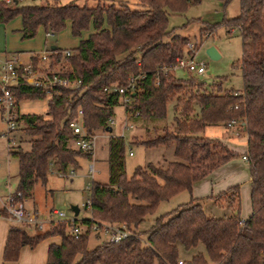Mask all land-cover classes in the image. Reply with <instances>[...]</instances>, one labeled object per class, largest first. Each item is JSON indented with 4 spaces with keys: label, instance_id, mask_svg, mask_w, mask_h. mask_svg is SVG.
Instances as JSON below:
<instances>
[{
    "label": "trees",
    "instance_id": "trees-1",
    "mask_svg": "<svg viewBox=\"0 0 264 264\" xmlns=\"http://www.w3.org/2000/svg\"><path fill=\"white\" fill-rule=\"evenodd\" d=\"M136 1L143 8L56 2L9 6L0 0V23L19 16L22 38L34 37L39 27L45 33L61 32L67 22L71 35L79 38L76 47L67 49L68 55L56 47L51 61L52 69L61 63V74L79 79V87H57L50 96L23 81L12 87L14 106L22 100L48 97L46 117L24 115L27 138L20 137L19 142L26 141L29 149L18 145L8 151L18 162L14 191L20 195L18 199L31 198L38 181L46 183L51 164L66 173L69 166L77 164V157L90 158L71 147L75 135L68 122L81 109L87 133L108 132L107 121L116 114L122 97L103 88L124 86L130 76L136 77L137 86L131 95L132 110L139 114L134 122L146 132L144 139L133 143L147 149L163 148L172 155L138 165L127 176L125 139L110 134L106 156L109 180L91 181L86 203L90 218L75 220L81 232L73 234L71 224L65 221L34 235L12 226L3 259L15 261L23 246L34 247L45 238L59 236V244L48 246L45 264H175L180 258L179 244L186 250L198 245L204 248L187 264H264V0H239L238 15L215 23L201 21L199 28V38L213 36L221 26L228 32L238 29L242 39L240 91L223 89L220 83L206 85L189 74L178 77L161 71L163 65L175 64L190 39L174 29L167 30L169 15L182 14L202 0ZM32 63H37V57ZM169 105L172 118L167 120ZM231 120L247 138L244 157L250 170V216L240 218L239 188L234 185L212 196L216 202H226L231 215L208 216L192 198L156 218L142 240L136 231L138 225L160 202L183 191L191 193L194 182L238 156L222 140L204 136L205 126L226 125ZM0 215L7 216L4 208ZM93 222L124 224L131 234L117 242L103 240L90 248Z\"/></svg>",
    "mask_w": 264,
    "mask_h": 264
},
{
    "label": "rangeland",
    "instance_id": "rangeland-1",
    "mask_svg": "<svg viewBox=\"0 0 264 264\" xmlns=\"http://www.w3.org/2000/svg\"><path fill=\"white\" fill-rule=\"evenodd\" d=\"M46 2H56L59 5L76 4L78 6L87 7H94L98 4L105 7L111 4L115 6H120L122 4L129 6L131 9L143 8L136 0H19L14 6H34L42 5ZM238 13L239 0H230L227 3L219 0H202L198 4L189 6L182 14L169 15L167 30L174 29L178 34L188 36L190 38L188 43L191 42L195 45V53L190 52L189 54L185 45L184 54L191 56L194 55L193 58L195 62L205 65V72L203 74H189V76H193L198 82H203L206 85L220 83L223 89H234L237 91L243 89L240 68L242 39L238 29H233L231 32H228L224 26H221L213 36L210 37V35L206 36L205 34L203 37L199 38L201 21L215 23L221 21L223 18L234 17L238 15ZM19 26L20 17H16L9 24H0V50L6 46V43L8 47L12 46L17 49L20 44H22V46L33 44L42 46V48L44 46L45 48H43L42 51L48 53L51 50V45H56L62 50H67L66 48H72L79 39L71 35L69 22H67L66 27L61 32L44 33L42 29H39L37 34L33 37L32 42H27L30 40L27 38H21L15 41L17 33L19 32ZM82 36L86 37L87 32H84ZM210 45L215 46L217 49L220 55L218 59H211L206 54V48ZM0 54H2L1 51ZM58 64L59 65L56 66V69L61 67V63ZM173 74H176L178 77L186 75L182 70H178ZM47 106L48 97L45 99L22 100L18 102V104L13 107V113L17 121V128L9 133V137L5 135L7 132V123L3 119L4 115L0 111V178L6 177L7 172H9L11 185L16 181L18 162L16 158L9 155V148L20 145L23 150L29 149V144L26 141L19 142L20 137H23V139L27 138L24 132V128L27 126V120L24 115L46 117ZM118 111H120V109H117L115 116L118 115ZM119 116L120 115H118V117ZM121 118L118 119L119 123ZM171 118L172 107L169 105L167 120H170ZM113 131H115V127ZM96 135V147L93 158H81L79 164L80 167L73 169L75 170V176L72 179L68 177L72 170L71 166L67 169V176L61 175L53 168V166H50L46 183L43 184L38 182L37 185H35V194L37 196H40L43 189L51 190L50 194L53 196V207L51 209L62 210L69 218H75L77 221L90 218L89 209L84 208V206H86L89 198L91 181L108 182L109 180V168L108 163L106 162V155L107 139L110 134L97 131ZM226 135V133L223 135V130L220 127L211 130V136L226 139L228 137ZM145 137V128L136 125L135 128L132 131H129L126 135L125 167L127 176H131L134 168L138 165L143 166L149 161L157 162L161 160L163 155L169 158L172 156L171 151H166L163 148L146 149L133 143H137L140 139H144ZM232 139L233 142H227V145L230 146L238 156L229 160L226 164L224 163L225 165L220 168L219 172L213 176H208L207 180H205L207 183L201 189L199 197L193 198L192 193L183 191L169 200L160 202L155 212L148 215L138 225L136 231L142 240L146 239L147 232L153 226L156 218L190 202L192 198L194 202L201 204L204 212L208 216L221 218L231 215L232 211L229 209L226 202H216L212 197L220 193L219 191H216L217 182L225 185L224 191L229 188L228 186H238L240 204L239 216L243 220L250 216V189L248 179L247 177L245 178L246 173L248 176V163L243 162L242 160L245 148V136L243 134H234ZM71 147L74 148L73 145H71ZM129 150H131L132 155L128 154ZM77 159L78 157L76 160ZM90 163H93L95 168H99L100 172H94L93 175L90 176L88 173ZM240 167H246V173ZM72 205L79 208V213L76 217H74L75 215L71 211L70 207ZM167 218L168 215L165 216L163 220L166 221ZM56 224L58 223H55L54 225ZM34 231L41 232L36 229ZM94 233L95 232H92L89 237L88 245L90 248H93L104 240L103 235L97 238ZM179 250V257L187 262L193 254L198 251H204V248L202 245H198L195 249L186 250L179 244Z\"/></svg>",
    "mask_w": 264,
    "mask_h": 264
},
{
    "label": "built area",
    "instance_id": "built-area-1",
    "mask_svg": "<svg viewBox=\"0 0 264 264\" xmlns=\"http://www.w3.org/2000/svg\"><path fill=\"white\" fill-rule=\"evenodd\" d=\"M19 0H4V2L13 6ZM187 52L195 53V45L191 42L186 44ZM53 51L39 52L37 53V63L32 62L22 64L14 55L3 56L0 55V111L2 112L3 119L7 123V132L5 135L9 137V133L17 128V121L13 113L14 96L12 93V87L16 86L19 81H23L28 85H32L39 88L43 93L50 96L55 88L63 87H79V79H70L69 77L61 74L58 69L51 68V61ZM70 54L69 50H63L62 55ZM194 55L184 54L177 58L174 65L170 67L162 66L161 71L166 74L168 71L176 73L178 70H182L186 74H203L205 72V65L194 61ZM136 77L130 76L128 83L124 86L111 85L103 88L106 93L118 94L122 97L120 109V115H114L107 121L108 127L111 128L109 134L119 136L123 139L129 131L135 128L134 120L138 117V112L133 111L134 98L131 96L137 91L135 83ZM157 83V79L155 80ZM122 117V118H121ZM121 118L120 123L118 119ZM236 123L235 120H231L227 123L228 126ZM68 127L75 135L72 139V145L74 148L81 152L93 156L96 147V134H89L86 132L82 120V110L78 109L77 116L68 122ZM115 127V131H113ZM114 132V133H113ZM10 141V139L8 138ZM132 155L131 150L128 152ZM246 159V157H245ZM52 166V164L50 165ZM95 172L93 163H90L88 167V173L90 176ZM63 176H67V173L59 172ZM73 175V171L69 176ZM20 195L18 193L9 192L5 198L4 209L7 213V217L19 224L20 227L26 229H33L39 231H45L54 226L58 222H68L71 224V231L77 235L81 232V229L74 218H69L62 210L51 209L47 215L40 214L37 210H28L25 207L24 201L18 199ZM88 202V201H87ZM57 218V219H55ZM92 232L101 234L105 237L106 241L117 242L128 235L131 232L124 224L106 225L93 222L91 226ZM175 264H187V262L179 258Z\"/></svg>",
    "mask_w": 264,
    "mask_h": 264
},
{
    "label": "crops",
    "instance_id": "crops-1",
    "mask_svg": "<svg viewBox=\"0 0 264 264\" xmlns=\"http://www.w3.org/2000/svg\"><path fill=\"white\" fill-rule=\"evenodd\" d=\"M17 17H19V16H17ZM14 19H12L11 21H13ZM11 21H9L6 24H9ZM0 24H2V23H0ZM21 27H22V22H21V18H20V26L18 28L19 32L17 33V37L15 38V41H17L18 39L22 38ZM39 29H42L44 31V29L42 27H39L37 29V32H38ZM69 30H70V28H69ZM37 32H36V34H37ZM44 33H45V31H44ZM24 39H26V38H24ZM27 39H30L27 42H32L33 37L32 38H27ZM78 41H79V39H78ZM78 41L76 42V44L72 48L77 46ZM52 46L57 47L56 45H51V47ZM7 47L8 46H7V43H6V46H4V48H1L0 51L2 52V54H0V55H3V56L14 55L17 58V60L20 63H22V64L33 62L34 57H37V53L41 52L43 50V48H45L44 46L42 48V46L33 45V44L27 45V46H22V44H20V46H18V49L16 47H12V46L11 47L9 46L8 48ZM21 49H24V50H21ZM66 49H71V48H66ZM56 66L57 65L54 66V69H56ZM217 127L222 128L223 135L225 133L227 134L226 136H228V137L226 139H224V138L221 139V138H217L216 136H211V130L215 129ZM234 134L235 135L243 134L245 136V148H244V153H245L246 149H247V143H246L247 142V138H246V135L244 134V132L238 127V123L237 122L234 123V124H231L230 126H228L227 124L226 125H207V126H205V129H204V136L205 137L211 138V139H215V138L220 139L225 144H227V142H233L232 141L233 140L232 137H233ZM140 146L143 147L142 145H140ZM228 147L231 149L230 146H228ZM143 148H145V147H143ZM93 156H94V153H93ZM93 156L90 159H92ZM84 157L85 156L78 157L77 164L74 165V166H71V168H72L71 171H73V175L72 176H68L70 179H72L75 176V170H73V169H75L77 167H80V165H79L80 161H81L80 159L84 158ZM84 159H86V157ZM242 160H243V162L248 163L247 160L245 159L244 155L242 156ZM225 164L215 168L207 176H205L204 178H202V179H200V180H198V181H196V182H194L192 184L191 193L193 195V198L199 197L201 189L207 183V181H205V180H207L208 176H213L214 174L219 172L220 168H222V166H224ZM52 166H53V168L56 171H58L56 166H54V165H52ZM240 168L243 171H245V173H246V167H240ZM17 170H18V167H17ZM249 171L250 170H249V165H248V176H247V173H246L245 178L247 177V179H248V185H249V189L251 191ZM58 172H60V171H58ZM95 172L99 173L100 169L99 168H95ZM0 173H1V171H0ZM9 174L10 173L7 172L6 177L0 178V209H2L4 207L5 198H6L7 194L9 192H14L15 189H16V186H17V182H18L17 173H16V181H15V183L13 185H11V181L9 179ZM38 182H40V181H38ZM98 182H100V181H98ZM37 183L35 185H37ZM101 183H105V182H101ZM35 185H34V188H33V192H32L31 198H28V199L24 200L25 207L28 210H37L40 214L47 215L50 212L51 208L53 207V196L50 194L51 190L50 189L49 190L43 189V191L40 194V196H37L35 194ZM228 187H230V186H228ZM224 189H225V185L224 184L219 183V182L216 183V191L222 192V191H224ZM84 208H87V207L84 206ZM78 213H79V208H78ZM250 214H251V210H250ZM74 217H76V215ZM12 226H19V224H17L15 221L11 220L7 216L0 215V264H45L46 261H47L48 246L51 243L59 244L60 241H61V238L59 236H50L48 238H45V239L41 240L34 247H30L28 245L23 246L20 249V251H19V256H18L17 260H15V261H5L3 259V252H4V247H5V243H6V239H7L8 230ZM25 231L29 235H34L35 233H38V232L34 231L33 229H26ZM94 234H95V237H97V238L101 236V234H98V233H94ZM104 240H105V237H104ZM179 252H180V250H179Z\"/></svg>",
    "mask_w": 264,
    "mask_h": 264
},
{
    "label": "water",
    "instance_id": "water-1",
    "mask_svg": "<svg viewBox=\"0 0 264 264\" xmlns=\"http://www.w3.org/2000/svg\"><path fill=\"white\" fill-rule=\"evenodd\" d=\"M55 49H56L55 46H52V47H51V50H52V51L55 50ZM206 54H207L211 59H218V58L220 57V55H219L217 49H216L215 46H213V45H210V46H208V47L206 48ZM111 130H112L111 128H108L107 131H108V132H111ZM70 208H71V211L74 213V215H77V213H78V207L72 205Z\"/></svg>",
    "mask_w": 264,
    "mask_h": 264
}]
</instances>
